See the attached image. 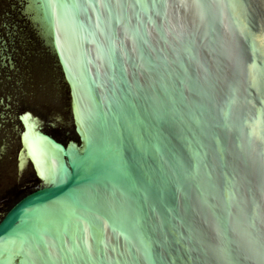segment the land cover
<instances>
[{
    "label": "water",
    "instance_id": "obj_1",
    "mask_svg": "<svg viewBox=\"0 0 264 264\" xmlns=\"http://www.w3.org/2000/svg\"><path fill=\"white\" fill-rule=\"evenodd\" d=\"M0 264H264V0H0Z\"/></svg>",
    "mask_w": 264,
    "mask_h": 264
}]
</instances>
